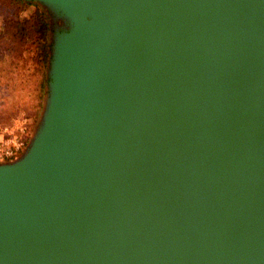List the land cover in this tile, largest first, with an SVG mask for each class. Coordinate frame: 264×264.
<instances>
[{
    "label": "water",
    "instance_id": "water-1",
    "mask_svg": "<svg viewBox=\"0 0 264 264\" xmlns=\"http://www.w3.org/2000/svg\"><path fill=\"white\" fill-rule=\"evenodd\" d=\"M25 1L54 30L0 264H264V0Z\"/></svg>",
    "mask_w": 264,
    "mask_h": 264
},
{
    "label": "rangeland",
    "instance_id": "rangeland-1",
    "mask_svg": "<svg viewBox=\"0 0 264 264\" xmlns=\"http://www.w3.org/2000/svg\"><path fill=\"white\" fill-rule=\"evenodd\" d=\"M32 9L31 5L18 6L10 0H0V124L15 125L27 118L31 128L43 109L48 82L46 64L40 71L30 63L16 71L7 65L8 59L1 54L6 46L1 39L5 35L4 18L18 12L26 15ZM47 14L51 19V14Z\"/></svg>",
    "mask_w": 264,
    "mask_h": 264
},
{
    "label": "trees",
    "instance_id": "trees-1",
    "mask_svg": "<svg viewBox=\"0 0 264 264\" xmlns=\"http://www.w3.org/2000/svg\"><path fill=\"white\" fill-rule=\"evenodd\" d=\"M10 1L18 6L31 5L33 9L26 15L18 12L4 18L5 35L1 39L6 46L1 54L3 58L6 56L11 69L20 71L30 63L40 71L50 55L54 30L48 11L32 1Z\"/></svg>",
    "mask_w": 264,
    "mask_h": 264
},
{
    "label": "built area",
    "instance_id": "built-area-1",
    "mask_svg": "<svg viewBox=\"0 0 264 264\" xmlns=\"http://www.w3.org/2000/svg\"><path fill=\"white\" fill-rule=\"evenodd\" d=\"M30 132L27 118L19 123L0 124V160L12 158L25 146Z\"/></svg>",
    "mask_w": 264,
    "mask_h": 264
}]
</instances>
